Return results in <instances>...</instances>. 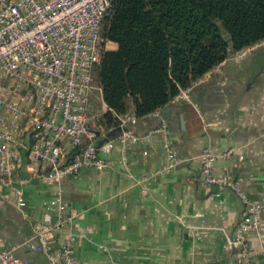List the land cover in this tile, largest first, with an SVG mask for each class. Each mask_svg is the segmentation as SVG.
<instances>
[{"label":"crops","instance_id":"crops-1","mask_svg":"<svg viewBox=\"0 0 264 264\" xmlns=\"http://www.w3.org/2000/svg\"><path fill=\"white\" fill-rule=\"evenodd\" d=\"M189 96L197 108L173 99L160 118L149 115L135 126L145 133L165 124L167 132L158 131L147 143L101 150L113 162L110 168H84L46 184L29 182L21 167L11 185L0 181L2 245L30 264H61L69 234L78 264H264V210L259 232L246 234L250 255H239L232 243L243 210L238 192L264 205V40L241 60L228 56ZM168 144L174 160L168 159ZM202 149L214 155L211 172L230 184L205 183L196 156ZM19 196L24 206L17 204ZM55 196L63 204L61 214L48 209ZM59 215L70 216V222L47 234L48 252L31 250L35 229Z\"/></svg>","mask_w":264,"mask_h":264},{"label":"built area","instance_id":"built-area-1","mask_svg":"<svg viewBox=\"0 0 264 264\" xmlns=\"http://www.w3.org/2000/svg\"><path fill=\"white\" fill-rule=\"evenodd\" d=\"M110 3L0 0V181L4 184L11 185L21 167L29 182L46 184L77 176L84 168H110L113 162L101 156V150L108 152L115 144L126 148L147 143L158 131L167 132L161 124L139 133L135 130L137 118L128 114L118 116L122 127L118 135L95 145L88 105L92 92L100 91L93 70L107 46L100 24ZM246 50L236 51L230 58L241 60ZM189 93L190 88L183 89L174 99L192 102ZM150 115L160 118L158 111ZM173 140L180 141L178 137ZM167 150L168 159L174 160L173 147L168 144ZM196 156L206 184L218 188L230 184L228 178L211 172L214 155L210 150L202 149ZM262 193L264 196V179ZM238 195L243 210L233 228L232 243L239 255L249 256L246 234L259 232L264 205L250 202L242 192ZM26 203L23 196L18 197V205ZM47 206L57 214L64 208L59 196ZM68 222L70 216L59 215L38 226L29 248L47 253V234ZM72 241L69 234L59 252L61 264H78ZM0 264L30 263L0 242Z\"/></svg>","mask_w":264,"mask_h":264},{"label":"trees","instance_id":"trees-1","mask_svg":"<svg viewBox=\"0 0 264 264\" xmlns=\"http://www.w3.org/2000/svg\"><path fill=\"white\" fill-rule=\"evenodd\" d=\"M100 30L115 47L93 70L96 146L121 132L118 116L141 126L232 53L263 41L264 0H111Z\"/></svg>","mask_w":264,"mask_h":264},{"label":"water","instance_id":"water-1","mask_svg":"<svg viewBox=\"0 0 264 264\" xmlns=\"http://www.w3.org/2000/svg\"><path fill=\"white\" fill-rule=\"evenodd\" d=\"M224 36H225V38H227V40H229V35H228V33H225V32H224ZM180 125H181V128L184 129V122H183L182 115H180ZM184 137H185V135H184Z\"/></svg>","mask_w":264,"mask_h":264},{"label":"rangeland","instance_id":"rangeland-1","mask_svg":"<svg viewBox=\"0 0 264 264\" xmlns=\"http://www.w3.org/2000/svg\"><path fill=\"white\" fill-rule=\"evenodd\" d=\"M112 46H113V45L110 43V44H109V47L106 46V48H112ZM92 123H94V121H93L92 118H91L90 121H89V124H92Z\"/></svg>","mask_w":264,"mask_h":264}]
</instances>
